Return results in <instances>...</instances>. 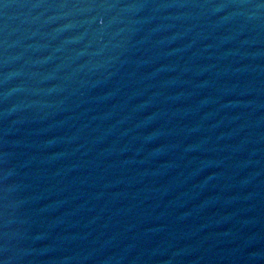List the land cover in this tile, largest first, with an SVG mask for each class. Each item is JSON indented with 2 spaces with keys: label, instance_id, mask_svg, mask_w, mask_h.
<instances>
[{
  "label": "water",
  "instance_id": "95a60500",
  "mask_svg": "<svg viewBox=\"0 0 264 264\" xmlns=\"http://www.w3.org/2000/svg\"><path fill=\"white\" fill-rule=\"evenodd\" d=\"M0 264H264V0H0Z\"/></svg>",
  "mask_w": 264,
  "mask_h": 264
}]
</instances>
